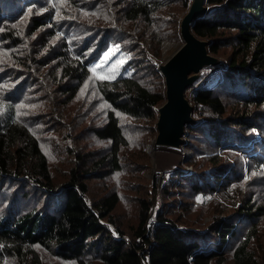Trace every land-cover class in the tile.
I'll list each match as a JSON object with an SVG mask.
<instances>
[{
	"label": "trees",
	"instance_id": "16d2710c",
	"mask_svg": "<svg viewBox=\"0 0 264 264\" xmlns=\"http://www.w3.org/2000/svg\"><path fill=\"white\" fill-rule=\"evenodd\" d=\"M191 1L0 0V264H264V0H205L191 31L219 62L190 86L188 155L142 177ZM110 43L122 73L98 79Z\"/></svg>",
	"mask_w": 264,
	"mask_h": 264
},
{
	"label": "water",
	"instance_id": "95a60500",
	"mask_svg": "<svg viewBox=\"0 0 264 264\" xmlns=\"http://www.w3.org/2000/svg\"><path fill=\"white\" fill-rule=\"evenodd\" d=\"M205 0H192L180 21L181 46L158 65L164 78L165 101L158 107L157 134L154 144L179 147L184 142L185 128L193 122L191 103L185 96L198 78V72L219 60L207 51V41L191 31L194 19L210 12Z\"/></svg>",
	"mask_w": 264,
	"mask_h": 264
},
{
	"label": "rangeland",
	"instance_id": "374dc122",
	"mask_svg": "<svg viewBox=\"0 0 264 264\" xmlns=\"http://www.w3.org/2000/svg\"><path fill=\"white\" fill-rule=\"evenodd\" d=\"M186 13V11L179 12L178 16V28L180 25L181 18ZM82 15L89 20H101L103 16V8L101 6H96L90 9H83ZM180 19V20H179ZM75 34L74 31L68 32L69 40ZM183 41H180L178 38H166L160 42V56L156 60L158 64L164 63L182 44ZM126 57L123 54L118 43H110L106 50H104L98 59L90 63L91 69L100 65L97 69V73L100 76H109L112 77L113 69L115 71L114 78L122 73L121 67L125 62ZM126 73V71H123ZM207 71L203 68L198 72V78L195 82L196 85L201 83L206 79ZM113 79V78H109ZM190 89H187L185 96L188 99L190 97ZM190 102V101H189ZM154 124V121H153ZM257 132V130L255 131ZM155 139V138H154ZM154 139L149 140L146 144V154L149 158V168L145 167L142 170V177L144 180L149 181V184L152 185V190L156 187H159L163 182V173L171 169L176 168L181 161H184V158L188 155V151L184 144L179 147L165 146V145H156L154 144ZM184 139H187V136H184ZM190 170L189 168H186ZM48 257L49 255H45ZM44 264H54L52 257H49L45 260Z\"/></svg>",
	"mask_w": 264,
	"mask_h": 264
},
{
	"label": "snow or ice",
	"instance_id": "6c2138e0",
	"mask_svg": "<svg viewBox=\"0 0 264 264\" xmlns=\"http://www.w3.org/2000/svg\"><path fill=\"white\" fill-rule=\"evenodd\" d=\"M100 67V65H96V66H94L92 69H90V71H92L93 72V74H94V76H96L98 79H109V78H114V75H115V71L117 70V69H113L112 71H113V75H112V77H109V76H100L98 73H97V69ZM21 107H23V105H21Z\"/></svg>",
	"mask_w": 264,
	"mask_h": 264
}]
</instances>
